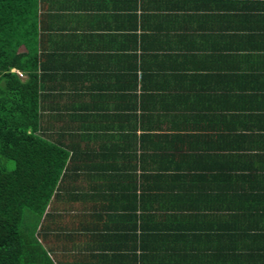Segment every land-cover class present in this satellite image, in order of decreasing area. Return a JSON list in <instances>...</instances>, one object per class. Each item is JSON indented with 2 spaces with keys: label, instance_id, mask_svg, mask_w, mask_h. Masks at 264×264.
<instances>
[{
  "label": "crops",
  "instance_id": "0c3cea01",
  "mask_svg": "<svg viewBox=\"0 0 264 264\" xmlns=\"http://www.w3.org/2000/svg\"><path fill=\"white\" fill-rule=\"evenodd\" d=\"M33 1L40 131L69 151L45 260L264 259L257 0Z\"/></svg>",
  "mask_w": 264,
  "mask_h": 264
},
{
  "label": "trees",
  "instance_id": "16d2710c",
  "mask_svg": "<svg viewBox=\"0 0 264 264\" xmlns=\"http://www.w3.org/2000/svg\"><path fill=\"white\" fill-rule=\"evenodd\" d=\"M257 3L254 12L264 34V0ZM36 19L33 0H0V264H51L35 231L69 157L40 131ZM6 160L13 161V169H7ZM228 256L223 246V264H239ZM248 263L264 264V259Z\"/></svg>",
  "mask_w": 264,
  "mask_h": 264
},
{
  "label": "rangeland",
  "instance_id": "374dc122",
  "mask_svg": "<svg viewBox=\"0 0 264 264\" xmlns=\"http://www.w3.org/2000/svg\"><path fill=\"white\" fill-rule=\"evenodd\" d=\"M5 165H6V167H7L8 170H11V169L14 168V163H13L12 160H6V161H5ZM28 213H29V212H28ZM28 213H27L26 218H25V220H24V222H23V224H22V226H21L22 229H24V227H26V224H27V221H28V219H27ZM24 230H25V229H24Z\"/></svg>",
  "mask_w": 264,
  "mask_h": 264
},
{
  "label": "built area",
  "instance_id": "2783aa9c",
  "mask_svg": "<svg viewBox=\"0 0 264 264\" xmlns=\"http://www.w3.org/2000/svg\"><path fill=\"white\" fill-rule=\"evenodd\" d=\"M13 71H15L20 77L23 76L22 72H20L19 70H16V69H12Z\"/></svg>",
  "mask_w": 264,
  "mask_h": 264
}]
</instances>
